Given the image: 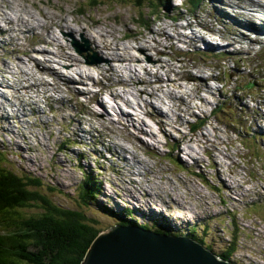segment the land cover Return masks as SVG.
Returning <instances> with one entry per match:
<instances>
[{
	"label": "rangeland",
	"instance_id": "374dc122",
	"mask_svg": "<svg viewBox=\"0 0 264 264\" xmlns=\"http://www.w3.org/2000/svg\"><path fill=\"white\" fill-rule=\"evenodd\" d=\"M230 1L202 0L194 10L188 0H161L153 10L156 0H0V115L14 117L0 121V160L101 232L132 210L135 226L174 235L195 227L213 253L235 241L233 264H264V43L229 46L205 33L231 39V20L259 23L246 0H238L246 10ZM109 31L116 49L107 55L96 32ZM203 38L212 49H202ZM61 74L68 89L52 76ZM196 120L202 127L192 131ZM85 175L101 192L87 207L77 198Z\"/></svg>",
	"mask_w": 264,
	"mask_h": 264
},
{
	"label": "trees",
	"instance_id": "16d2710c",
	"mask_svg": "<svg viewBox=\"0 0 264 264\" xmlns=\"http://www.w3.org/2000/svg\"><path fill=\"white\" fill-rule=\"evenodd\" d=\"M156 1L158 5H155L153 10L161 7V0ZM201 3L202 0H188L194 10ZM153 15L154 12L150 18ZM145 22L143 20L142 24L145 25ZM254 86V83L248 81L247 88ZM202 124V121L196 120L191 124L192 131L199 130ZM5 164L4 160H0V264H81L89 246L103 229L81 209L60 206L40 194L37 188L41 182L38 178L26 177L15 170H8ZM85 176L78 186L77 198L81 205L87 207L101 192L99 182L92 175ZM32 208L38 210L35 216L22 213ZM111 214H114L113 211ZM121 216L124 219L115 220L116 225H136L132 210H125ZM141 227L164 232L160 227L156 228L155 223L150 227ZM190 230L187 236L204 244V241L195 235V227ZM178 235L180 234L176 236ZM236 247V242L231 241L223 252L216 254L230 262Z\"/></svg>",
	"mask_w": 264,
	"mask_h": 264
},
{
	"label": "water",
	"instance_id": "95a60500",
	"mask_svg": "<svg viewBox=\"0 0 264 264\" xmlns=\"http://www.w3.org/2000/svg\"><path fill=\"white\" fill-rule=\"evenodd\" d=\"M81 264H231L187 235L114 225L94 239Z\"/></svg>",
	"mask_w": 264,
	"mask_h": 264
},
{
	"label": "bare ground",
	"instance_id": "6f19581e",
	"mask_svg": "<svg viewBox=\"0 0 264 264\" xmlns=\"http://www.w3.org/2000/svg\"><path fill=\"white\" fill-rule=\"evenodd\" d=\"M244 4H248V6L249 7H252L253 9H255V12H254V14H255V17H256V19L259 21V23L257 24V25H254V24H252V23H246V22H244V23H242V21L241 20H239L238 18H236V20L235 21H233V20H231L232 22L228 25L229 26V29H228V34H230V35H233L234 36V38H231V39H228L225 35H223V34H219L220 35V38L221 39H224V40H227L228 42H227V44L229 45V46H235V45H239V43H241V40H243V38L245 37L246 38V40H248V41H258V40H261V39H263L264 40V4H263V2L262 1H258V0H246V2H244ZM229 5L230 6H236V7H241L243 10H246V5H242V3H241V1H236V2H234V1H230L229 2ZM183 6V5H182ZM236 12V11H235ZM242 13V12H241ZM247 13V12H246ZM244 14V13H243ZM244 15H246V14H244ZM249 18V17H248ZM55 21V20H54ZM58 22H61V23H67L66 21H64V20H62V19H60ZM75 24H79V21L77 20V19H74V21H73ZM226 22V21H225ZM98 24H100V22L98 21L97 22ZM241 24H244V25H246V26H240ZM52 26V25H51ZM50 26V27H51ZM55 26L57 27V28H61V30H67L69 33H73V30H70L68 27H64V25L62 26L61 24H58L57 23V25L55 24ZM188 29H189V27H187ZM222 28V27H221ZM79 30H81V28L79 29ZM218 31H220V30H218ZM96 33H98V36H99V38H100V45H101V47L103 48V49H100V48H96L99 52H101L102 50H104L105 51V53L108 55V54H112V52L116 49L115 47H114V44H112L111 42H109V40H108V36L113 40V42L116 40V38L114 37V33L113 32H108L107 33V35H103V34H99V32H96ZM84 34V33H83ZM191 34H194L193 32L191 33ZM216 33H213L212 32V35H215ZM198 36V35H197ZM196 35L194 36V35H191V37L192 38H190V43H193L192 42V39H195V37H197ZM200 38V37H199ZM197 39V38H196ZM45 40V39H44ZM165 40H167L166 38H165ZM199 40V39H198ZM42 42V41H41ZM203 42H205L206 44H208V42H206V41H204L203 40ZM206 44H204V43H202V45H203V47L204 48H209L208 50H210V49H212V46L210 45V44H208V46L206 45ZM152 46H154V45H152ZM214 46V45H213ZM96 47V46H95ZM156 47L158 48V47H160L159 45H156ZM161 48V47H160ZM172 48V47H171ZM124 49V48H123ZM140 49V48H139ZM155 49V48H154ZM241 49H243L242 47H241ZM32 52H34V53H36L37 52V50L36 49H34ZM239 52V51H238ZM183 54V53H182ZM29 56H30V58H32V55H30L29 54ZM61 57L64 59V60H66V61H68V62H71V63H73V64H75L76 66H78V67H82V68H85V69H88V68H86V67H84V66H87V65H84V63H83V60H79L77 57H75V56H73L72 54H65V53H63L62 55H61ZM132 58V57H131ZM34 58H32L31 59V61L33 60ZM117 61H120V62H125L126 60H125V57H120L119 59H116ZM137 59H133V61H136ZM150 60V59H149ZM130 61V60H129ZM191 62V61H190ZM201 62V61H200ZM38 63V62H37ZM50 63V61H48V60H46V65L47 64H49ZM38 65H40V64H38ZM44 66V65H43ZM42 66V67H43ZM88 66H90V65H88ZM95 65H94V69H95ZM91 68V67H90ZM89 68V69H90ZM96 69L98 70V71H101V67H99V66H97L96 67ZM95 69V70H96ZM108 71H109V73H113V72H115L116 70L115 69H113V68H110V66H109V68H108ZM142 71H143V73L145 74V77H147V75H150V70L146 67V66H144V68H142ZM84 72V71H83ZM188 72V71H187ZM46 73L47 74H49V75H51V74H54V72H52L51 70H47L46 69ZM152 73H155V72H152ZM195 73V72H194ZM81 74V73H80ZM183 74V73H182ZM86 75V74H85ZM156 75V74H155ZM185 75H187V73L185 72ZM52 76H55L57 79L56 80H58L59 82H60V84H62L63 86H66V88L68 89V83H69V80L68 79H66V78H62V77H64V76H62V74L61 75H52ZM180 76V75H179ZM190 76H192V75H190ZM176 77H177V75H176ZM181 77H183V76H180V78ZM185 77V76H184ZM198 77V76H197ZM139 78V77H138ZM155 78H156V76H155ZM71 79V78H70ZM202 80V79H201ZM84 81V80H83ZM157 82L158 81H161L160 79H158L157 78V80H156ZM174 81V80H173ZM202 82H204V80H202ZM81 83V82H80ZM124 83H126V82H124ZM141 83H143L144 85H151V83H150V81H148V80H146V81H144V80H141ZM40 85V84H39ZM59 85V84H58ZM58 85H56L55 84V86H56V88H59L58 87ZM60 86V85H59ZM198 87V86H197ZM61 88V87H60ZM207 89H209V88H207ZM59 91H61V89H58ZM199 90H200V88H199ZM210 90V89H209ZM180 92V91H179ZM115 96L114 95H112V98H114ZM201 98V97H200ZM202 99V98H201ZM149 107H150V103L149 104H145V108L146 109H149ZM2 107L0 106V111L2 110L1 109ZM85 108V107H84ZM151 110V109H150ZM156 111V110H155ZM70 112V111H69ZM89 113L92 115L93 113H94V111L93 110H89ZM146 113H149V111L148 110H146ZM157 114H158V112H156ZM210 113H211V111H210ZM2 115V116H1ZM1 115H0V121H6L7 122V124L10 122V119H12V118H14L13 116H10L9 114H7V116H6V118H4L5 117V114L3 113V112H1ZM19 115V114H18ZM124 115V114H123ZM151 115V114H150ZM125 116L126 117H128V114H125ZM159 116V115H158ZM207 116H202V118L204 119V118H206ZM150 118V117H149ZM121 120H122V118H121ZM114 123V122H113ZM157 124H159V122L157 123ZM9 126H11V125H9ZM8 126V127H9ZM7 127V128H8ZM2 130H6V127L4 128V127H2ZM206 136V135H205ZM202 138V137H201ZM209 139V138H208ZM208 139H207V141H208ZM184 139H181V140H175L176 142H180V141H183ZM206 142V141H205ZM15 144H17L18 145V151L20 152V151H23L24 149H22L21 148V145L18 143V141L17 140H15ZM208 146H211L210 144H207ZM19 152H17L18 153V155H20L19 154ZM205 152H206V150H205ZM208 153V152H207ZM209 154V153H208ZM207 154V155H208ZM215 155V154H214ZM212 153H211V156H212V158L213 159H215L216 157L214 156ZM218 157V156H217ZM219 159V158H218ZM217 160V159H216ZM217 165L219 166V163L217 162ZM221 181V183H224L222 180H220ZM227 190H228V188H230V187H225ZM206 204V203H205ZM170 207V206H169ZM130 215V214H129ZM162 215H164V214H162ZM187 222V221H186ZM132 225V224H131ZM153 226V225H152ZM166 233V232H165ZM235 233H237V232H235ZM167 234V233H166ZM203 235V234H202ZM236 237V236H235ZM234 238V237H233ZM236 239V238H235ZM230 263H232V260L230 261Z\"/></svg>",
	"mask_w": 264,
	"mask_h": 264
}]
</instances>
